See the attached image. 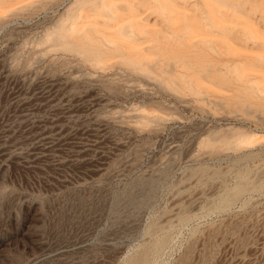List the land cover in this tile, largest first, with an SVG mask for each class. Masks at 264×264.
<instances>
[{
  "label": "rangeland",
  "instance_id": "obj_1",
  "mask_svg": "<svg viewBox=\"0 0 264 264\" xmlns=\"http://www.w3.org/2000/svg\"><path fill=\"white\" fill-rule=\"evenodd\" d=\"M0 264H264V0H0Z\"/></svg>",
  "mask_w": 264,
  "mask_h": 264
}]
</instances>
